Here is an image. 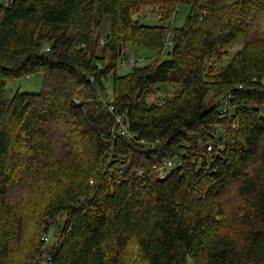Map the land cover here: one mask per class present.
Here are the masks:
<instances>
[{
	"label": "trees",
	"instance_id": "1",
	"mask_svg": "<svg viewBox=\"0 0 264 264\" xmlns=\"http://www.w3.org/2000/svg\"><path fill=\"white\" fill-rule=\"evenodd\" d=\"M0 264H264V0L0 4Z\"/></svg>",
	"mask_w": 264,
	"mask_h": 264
},
{
	"label": "rangeland",
	"instance_id": "2",
	"mask_svg": "<svg viewBox=\"0 0 264 264\" xmlns=\"http://www.w3.org/2000/svg\"><path fill=\"white\" fill-rule=\"evenodd\" d=\"M9 0H0V4L4 2H8ZM189 7L182 6L179 10L178 14L175 17V20L173 21L174 26L181 27L186 23L188 14H189ZM140 18L143 24L148 25H158V17L156 14H153L150 7H145L142 9L140 13ZM110 29V21L108 18H104V24H103V32L107 33ZM243 46V41L240 40L236 42L232 48H230L231 54L237 52L239 49H241ZM172 48H167L162 59L166 60L169 58L168 52ZM138 54L142 57L141 61L138 63L140 65H146L150 62L151 59L156 57L153 53L147 52L144 50H139ZM130 67L126 65H122V63L119 66L118 75L122 76L127 74L130 71ZM45 80V75L42 72H38L34 75H31L30 77H23L21 79H17L14 82L9 84L7 96L8 98H12L15 93L18 91L22 93H38L41 91L43 87V83ZM112 87H113V75L109 78L107 83V89L108 94L112 93Z\"/></svg>",
	"mask_w": 264,
	"mask_h": 264
},
{
	"label": "built area",
	"instance_id": "3",
	"mask_svg": "<svg viewBox=\"0 0 264 264\" xmlns=\"http://www.w3.org/2000/svg\"><path fill=\"white\" fill-rule=\"evenodd\" d=\"M170 45H172V42H170ZM141 59L137 58L136 56H130L126 61H124V65L128 66V65H133L136 64L138 62H140ZM99 94L101 95V93L99 92ZM107 99L105 100V106L108 108V110L110 112H114L115 108L113 105L109 104L108 102L110 101V95H108L106 97ZM76 103H80L78 99L75 100ZM158 105H161V102L158 103ZM114 129L117 130V132L119 134H121L122 136L126 137L129 140H133L136 138V135L131 133L129 128L123 123V118L120 115H117L115 117V126ZM209 150H211V148H209ZM174 167V163L170 160L167 161L166 164L158 169V176L160 179H165L171 169H173ZM93 183V182H92ZM46 245H51L54 244V242L59 241L58 238H54L52 232L51 233H44L42 234V239H41ZM50 259V258H49ZM45 262V261H44Z\"/></svg>",
	"mask_w": 264,
	"mask_h": 264
}]
</instances>
